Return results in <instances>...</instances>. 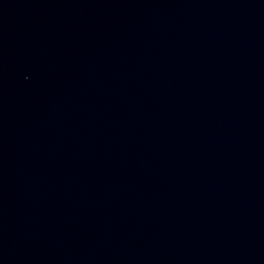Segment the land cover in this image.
Masks as SVG:
<instances>
[{"label": "water", "instance_id": "95a60500", "mask_svg": "<svg viewBox=\"0 0 264 264\" xmlns=\"http://www.w3.org/2000/svg\"><path fill=\"white\" fill-rule=\"evenodd\" d=\"M0 264H264V0H0Z\"/></svg>", "mask_w": 264, "mask_h": 264}]
</instances>
